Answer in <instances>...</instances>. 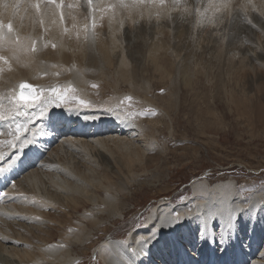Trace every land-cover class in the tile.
I'll return each mask as SVG.
<instances>
[{
  "label": "rangeland",
  "instance_id": "obj_1",
  "mask_svg": "<svg viewBox=\"0 0 264 264\" xmlns=\"http://www.w3.org/2000/svg\"><path fill=\"white\" fill-rule=\"evenodd\" d=\"M64 1L71 12L74 6L80 11L79 15L77 14L79 22H83L84 25L90 24V27L94 29V31L91 30L92 33L98 39L96 29L99 33L102 32L100 30H104L105 23L100 16L95 17L97 11L90 14L89 7L84 0ZM79 1H83L84 4ZM113 2L114 0H94L92 7L94 9L107 7ZM69 3L71 8L68 6ZM72 3L75 4L72 6ZM95 3L100 6L96 8ZM187 8L190 12L183 15L179 11H172L171 13L162 12L160 16H157L158 9L153 7L142 9V15L141 9H136L132 14L126 10H120L117 20L124 24L119 25L120 28L118 27L116 31L118 32L116 44L113 47L115 54L110 55L111 63L107 65V68L106 64L104 65L102 75L98 79L87 78L86 85L82 87L86 93L84 97L75 85L71 84V86L69 83L67 85L62 82L63 80L52 78H47L49 80L46 82L49 86L45 91L39 89L38 82L34 80L32 82L30 78L26 80L22 78V81L20 79L14 91H4L6 101L3 100V102L7 104V101L11 100L5 105L9 109L15 108L20 113H24V118L34 113L35 105H31L29 109L26 108L24 102L19 100L18 88L22 83H30L37 88V95L40 99L46 92L54 98L52 102L53 106L58 108L56 111L54 107L56 112H65L66 110L63 109L67 111L78 109L77 113L87 111L88 114V112L108 110L112 113H121L124 118H130L132 123L141 128L140 132L135 134L133 132L128 138L131 141L134 140V145L138 144L141 150L143 149L142 151L136 149L124 155L120 147H114L116 150L107 146V149L103 150L105 154L102 151V157L98 159L96 151L91 150L90 152V148H94L93 145H85L88 148L85 151L83 146L77 145L76 150L70 153L71 158L63 154L66 158L60 156V160L58 159L60 165L56 160L57 165L53 164L54 169L41 174L44 181L41 179L40 181L45 184L50 185L48 179L57 177H61L63 183V179H67L65 177L68 172L60 171L58 166H65L67 163L71 169H74L76 165L79 169L86 166L84 171L87 174L89 169L92 177L100 171L99 175H105L100 176V180L107 176L100 184H117L114 196L117 203H121L119 204L121 207L112 214L121 216L101 225L100 229L103 230L92 236V244L84 248L86 251L83 254L79 252V256L72 252V256L76 258L75 264H103L93 257V248L107 240L105 238L109 235L112 236H109L110 239L114 238L113 240L125 239L130 232L142 228L150 211L161 204L167 203L165 205L170 207L176 219L179 218L177 215L179 212L183 213V219L195 218L198 213H203V209L197 210V201H195L198 198L204 200L201 190L206 188L211 194L212 188L218 185L223 186L221 193L224 192L222 193L224 195H231L233 188L235 200L244 205L241 212H237V207L236 210L234 209L236 215L232 219L230 229L236 231L239 238L227 237L229 248H233L230 249L232 250L229 255L230 261L233 264H249L250 262L264 264V256H262L264 242H258L256 237L251 240L245 224V221L251 220L252 213L246 207L251 203L252 196L258 197L256 199L259 203L258 220L264 219V23L255 22L254 26L249 28L240 24H235V26L229 24L227 27L226 21L230 22V18L226 14L227 17L225 16L223 23L221 22V30L217 31L220 35L215 39L212 38L215 32L212 21L207 24L203 16H198L194 12L196 8H190L189 5ZM254 12L256 15L261 14L258 9ZM106 13L108 12H104ZM125 15L127 21L124 19ZM169 15H174V20L170 19ZM249 16L254 17L251 12ZM133 20L136 22L134 23ZM71 23L69 21L67 25L70 26ZM93 23L95 27L92 26ZM73 24L75 23L73 22L72 27L68 29L72 35H76L78 26ZM99 38L108 41L105 35ZM154 47L157 49L156 56H159L158 64L162 65L160 68L162 70H152L147 61ZM169 49L174 53L164 55ZM117 53L124 57L128 65L125 70L129 72L128 75H120L122 70L118 68L119 55ZM85 56L87 58L79 64L84 67L85 72H88L89 67L94 66L92 65L94 61L89 55ZM95 57L101 58L99 53L92 55L93 60H97ZM99 60L102 58L98 59L97 63ZM97 63L95 65H98ZM52 89H56L67 98L57 99ZM7 95L10 97L7 98ZM128 97L131 99H127ZM79 101H84L85 105H81ZM12 104L15 106L12 107ZM1 114L3 115L2 112ZM6 123H17V119L11 117ZM50 123L51 121L48 122ZM61 123L58 122L54 130L61 128ZM57 137L59 139V136ZM55 145L56 143L50 149L53 150ZM109 148H112L111 153L113 154L108 155L106 150ZM46 172H49L50 177ZM82 177L84 180L82 178L81 183L84 184L86 177L83 175ZM42 187L36 189L39 192H36L34 196L24 195V200L30 199L29 202L35 205L42 202L41 191L45 190ZM40 192L41 194L38 195ZM98 195L102 197L103 193L100 192ZM34 197L35 202L32 199ZM224 198L226 199V196ZM232 202V199L228 200V206L233 207ZM212 206L216 207L215 213L228 215L224 205V208H221L218 203L213 202ZM32 207L34 212L40 215L49 213V208ZM89 207L88 204L86 209L79 207L81 210L78 209L73 214V219L76 217L75 220H79L80 213L88 210ZM101 219L105 220V217ZM27 225L20 224L22 231L28 229ZM59 225L61 231H64L62 225ZM188 225H182L185 235L182 241L187 244V241L191 243L190 231L187 232ZM238 225H243L241 227L245 229H238ZM34 231V234L25 232L24 237L38 243L40 237L46 240L49 228L44 227L34 229ZM56 234L55 232L53 235L55 240L51 238L52 241L54 240L51 243L58 240V234ZM242 239L248 240L244 261H240L236 253L237 241ZM196 242L197 240H194L195 247H197ZM19 245L22 248L23 244ZM215 249L218 254H221L220 245ZM254 256L256 259L251 261Z\"/></svg>",
  "mask_w": 264,
  "mask_h": 264
},
{
  "label": "bare ground",
  "instance_id": "obj_2",
  "mask_svg": "<svg viewBox=\"0 0 264 264\" xmlns=\"http://www.w3.org/2000/svg\"><path fill=\"white\" fill-rule=\"evenodd\" d=\"M17 2L19 7L13 9L11 5ZM35 2L36 0H0V23L5 25L11 23L13 26L11 33H8L7 28L0 30V56H4L7 61H0V115H2L1 112L3 113V118L0 119V133L6 134L13 131L18 124L24 125L26 127L21 128V133L24 137L31 140V143L22 149L19 147L10 149L0 145V150H3L5 153L4 159L0 160V168H5L3 172H0V193H5L0 198V264H75L76 258L72 256V252L77 255L83 254L86 251L84 248L92 244V236L103 230L100 229V226L105 225L110 220H114L117 216H121L112 214L117 212L121 207V205L119 207L121 203H117L114 196L117 184H100L104 178H107L106 176L100 180L102 175H104H99L100 171L93 178L89 169L87 170V174L84 171L86 166L83 169L81 167L79 169V166L76 165L74 169H71L67 163H65V166H58L60 171L64 170L68 172L67 177H65L67 179H63V183L62 178L57 177L56 179H48L50 185L45 184L41 174L44 171L54 169L53 164L56 160L60 165L59 158L63 154L70 157L71 151L76 150L77 145L83 146L84 151L88 149L85 145H93L94 148H90V152L91 150L96 151L98 159L102 157V151L107 149V146H111L113 149H116L114 147H120L124 155L132 153L136 149L141 150L138 144L134 145V140L131 141L128 138L131 133L140 132L141 128L132 123L130 118H124L121 113H112L108 110H98L91 113L88 112L87 114V111H79L77 113L78 109L69 111L63 109L66 111L62 112L60 108L61 112H56L58 108L57 106H53L52 99L54 98L49 96L47 92L37 102L24 103L28 109L31 105H35L34 113L28 117L24 118V113H20L15 108L9 109L6 106L10 99L7 101V104L3 102L5 100L4 91H14L18 81L20 79L22 81V78L24 80L30 78L31 81L38 82L40 85L39 89L43 91L49 86L46 82V80H49L47 78L59 81L63 80L62 82L67 85L68 83L75 85L77 90L80 91L79 93L84 97L86 93L82 87L86 85L87 78L98 79L102 75L104 65L106 64L107 68V65L111 63L110 55L115 54L113 47L116 44L118 33L116 31H118L119 25L124 24L117 20V17L120 16V10H113L115 11V16H113L112 11L104 14V12L102 13L97 10L95 17L100 16L103 23H105V26H103L105 27L104 30H100L102 32L99 33V30L96 29L98 31V33L96 32L98 35L97 39L91 31H94V29L90 27V24L86 23L87 25H84L83 22H79L77 14L79 15L80 11L75 6L71 12L64 1L62 9L64 19L61 20V10H58L54 5H41V11L37 13L35 8L31 6ZM79 2L84 4L83 1ZM207 3L208 0H188L187 5L190 8H200L203 12V8L207 6ZM233 3H236L239 8V5L244 4L245 0H233ZM73 4L75 3H72V6ZM251 5L255 10L258 9L261 12V9H264V0H251ZM94 6L97 8L100 5L95 3ZM182 6L184 5L182 4ZM250 12L254 17L249 16ZM208 13V16H212L211 12ZM174 18L175 16L173 15L172 20ZM124 19H127L126 15ZM249 20L252 21L251 24L248 23ZM69 21L77 24H73L78 26L76 27L78 28L76 35H72L70 32L69 29L72 27V23L70 26L69 24L67 25ZM206 21L207 24H210V20L206 19ZM211 21L215 31L212 38L217 39L220 35V32L218 33L217 31L222 27L223 21ZM175 22H177L176 19ZM255 22L264 23V15H256L250 9H241L230 19V22L226 21V24L227 27L229 24L234 26L235 24H240L249 28ZM102 35H105V38L108 40L107 42L99 38ZM156 51L155 47L151 49V54L147 61L152 70H162L160 69L162 65L158 64L159 56H156ZM94 53H99V57L101 56L103 61L99 60V63H97V60L101 59L98 57H95L97 60H93L92 55ZM173 53L169 49L164 55H172ZM84 55H89L91 60L94 61L92 64L94 66H90L88 72H85L84 67L79 64V62H83L84 58H87ZM68 62H75L76 64H69ZM95 63L98 65H95ZM117 63L118 68L122 70L120 75H128L129 72L125 71L128 65L123 56L119 55ZM89 73L91 75L88 76ZM9 95L11 94L9 93ZM9 97L7 95V98ZM44 101L49 102L44 103ZM54 107H56V111ZM42 109L44 115H41ZM11 117H15L17 123H6ZM50 121L51 123L48 124ZM58 122H62V125L56 131L54 128L57 127ZM60 134L63 135L60 136ZM70 134L76 137H72ZM57 136H59V139H57ZM61 137L66 138L63 139ZM6 138L10 137L0 135V140ZM54 143L56 145L53 151L50 147ZM109 149L106 150V152L108 151V155L113 154L111 153L112 148ZM116 150L114 151L115 153ZM103 153L105 154L104 151ZM107 168L109 169V167ZM46 173L48 174L49 172ZM52 174L54 175V173ZM82 175L86 177L85 182L83 181L84 184L81 183ZM40 179L43 181H40ZM40 187L45 189L41 191L43 203L40 199L38 200L41 203L38 202L36 205L30 203V199H27L28 201L24 200V195L31 194L34 196L37 194L36 192H39L36 189H40ZM230 187H233L232 184H230ZM221 188H223L221 185L213 187L211 194L210 190L206 188L201 190L204 200L198 198L195 201H197V210L203 209V213L196 211L198 214L190 220L183 219V213L179 212V222L166 224L163 218L176 220L174 214L171 212L170 207L165 205L167 203L156 206L150 211L142 228L132 233L130 232L123 240H113L114 238H109L110 235L107 236L105 238L107 240L100 242L93 248V257L100 260L103 264H233L229 257L232 251L230 249L233 248H229L227 237L238 239L239 236L236 231L234 232L227 227V215H223V212V214L215 213L214 209L216 207L214 208L212 203H218L221 208L224 205L228 212L236 210V207L237 212H239L244 208V205L235 200L233 188L231 189V195L222 194L224 192L221 193ZM100 192L103 193L102 197L98 195ZM224 196H226V199ZM252 198L251 203L246 207L252 213L251 220L245 221V224L247 234L250 233L251 240L256 237V240L261 243L264 242V219L258 220L257 214L259 209L257 211V208L259 207V203L256 200L258 197L252 196ZM32 199L35 202V197ZM231 199L233 207L227 204L228 200ZM87 204L90 207L88 210L80 213V216H78L79 220H75L76 217L73 219L72 216L80 209L79 207H85L84 209H86ZM32 206L38 209L49 208V213L47 215L35 213ZM210 216L214 217L210 219ZM101 217H105V220L101 219ZM23 223L26 225L30 224L26 226L28 228L26 231H22L20 228V224ZM59 224L62 225L64 231H61ZM183 224H189L187 232L190 231L189 239L191 243L187 241V244L182 241L184 235L182 231ZM241 226L243 225H238L237 228H242ZM44 227L49 228L46 240L40 237V242L37 243L30 238L24 237L25 232L34 234V229H43ZM244 229L242 228V230ZM13 230L15 231L14 234ZM55 232L58 234V240L55 243H51L55 240L53 237ZM52 237L54 238L53 241ZM141 240L143 241L140 242ZM194 240H197V247L194 245ZM237 242L238 250L236 253L240 261H244L245 252L248 249L246 246L248 240L242 239ZM19 244H23L22 248H20L21 245ZM211 244H213L212 247ZM218 245L221 248L224 247L225 252L223 254L217 253L215 248ZM243 253L244 256H242ZM253 259H256V257L254 256L251 261ZM249 264L252 263L250 262Z\"/></svg>",
  "mask_w": 264,
  "mask_h": 264
},
{
  "label": "snow or ice",
  "instance_id": "obj_3",
  "mask_svg": "<svg viewBox=\"0 0 264 264\" xmlns=\"http://www.w3.org/2000/svg\"><path fill=\"white\" fill-rule=\"evenodd\" d=\"M84 2L87 3L89 7V12L90 14H93L95 11H100V12H113V16H115V11L113 10H126L130 14L134 13L136 9H141V15L143 14L142 9L144 8H157V16H160L162 12H168L171 13L172 11H179L182 15L184 13L190 12V9L186 7L188 0H114L113 3H109L107 7H100L99 9H94L93 2L94 0H84ZM182 4L184 7H182ZM41 5H54L58 10L60 11V18L61 20L64 19V14H63V7H64V0H36L34 4L31 6L35 8L36 12L39 13L41 11ZM71 7V4L68 5ZM7 7V5H6ZM13 9H17L19 7L18 2L16 4L11 5ZM241 9H250L251 11H255V8L252 7L251 5V0H245L244 4L239 5V8L237 7L236 3H233V0H208L207 6L203 8V12L201 11L200 8H196V14L198 16H203L205 19L208 20H220L222 21L225 15L227 14L228 18H233L234 15ZM208 12L212 13V16H207L206 14ZM261 14L264 15V9H261ZM169 18L171 19L172 16L169 15ZM135 23L136 21L133 20ZM249 24L252 23L251 20L248 21ZM95 27V24L93 23L92 25ZM254 26V25H253ZM7 28L8 33H11L13 30V26L11 23H8L7 25L0 23V30ZM0 61L7 62L5 60L4 56H0ZM95 87V85H93ZM32 86L27 85V84H20L21 89H26V88H31ZM53 92L56 93V98L60 100L66 99V95H62L59 91L56 89H52ZM31 97V101H29V98ZM40 97L38 95H34L31 91L29 92L28 96H25L24 92L21 91L19 95V100L24 102L25 104L32 102L34 103L35 101L39 100ZM127 99H131L128 97ZM49 101H44V103H47ZM81 105H85L84 101H79ZM22 106V105H21ZM19 107V106H18ZM41 115H44L43 109L41 110ZM3 116L0 115V119H2ZM26 127L24 125H16L15 129L13 131H10L6 134L0 133V135H6V139L0 140V145L6 147V148H20L22 149L25 147L27 144L31 143V140L24 137L21 133V128ZM5 153L3 150H0V160L4 159ZM5 168H0V172H3ZM5 195V193H0V198H2ZM15 199V197H13ZM179 215V214H177ZM236 215V211H229L227 215V227L231 228V223L232 219ZM214 216H210V219L213 218ZM165 220L166 224L170 223H176L179 222L180 219L176 220H169L168 218H163ZM141 240L140 242H142Z\"/></svg>",
  "mask_w": 264,
  "mask_h": 264
},
{
  "label": "water",
  "instance_id": "obj_4",
  "mask_svg": "<svg viewBox=\"0 0 264 264\" xmlns=\"http://www.w3.org/2000/svg\"><path fill=\"white\" fill-rule=\"evenodd\" d=\"M29 85V84H27ZM31 86V85H30ZM21 91L24 92L25 96H28L29 95V92L31 91L34 95H37V91H36V88L34 86H32L30 89L29 88H26V89H21L19 88V94L21 93ZM31 99V97L29 98Z\"/></svg>",
  "mask_w": 264,
  "mask_h": 264
}]
</instances>
